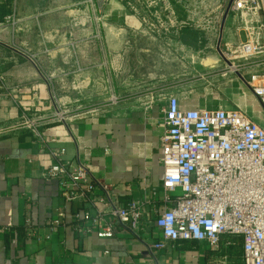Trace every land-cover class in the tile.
<instances>
[{"label": "crops", "instance_id": "0c3cea01", "mask_svg": "<svg viewBox=\"0 0 264 264\" xmlns=\"http://www.w3.org/2000/svg\"><path fill=\"white\" fill-rule=\"evenodd\" d=\"M7 4L13 18L0 20V126L15 124L22 113L50 117L57 105L66 107L68 118H50L40 127L41 136L64 147L72 164L84 161L95 176L110 181L122 202L140 199L146 206L137 237L121 230L107 239L94 232L79 235L67 223L52 230L48 222L56 211L69 214L79 205L63 199L57 179H44L53 162L49 148L42 149L30 130L14 129L0 136V264H243L240 237L227 234L219 249L195 240L152 249L162 238L149 217V202L162 180L159 139L168 97L176 96L185 108H240L260 121L261 105L245 82L219 88L221 94L208 88L203 95L186 93L178 76L189 68L193 46L178 33L146 34L145 20L117 0L105 5L101 18L94 6L88 5L83 19L81 8L73 10L78 17L71 35L60 9L74 6L71 1ZM239 24L237 15L227 13L221 27L229 48L246 38ZM70 39L72 50L66 47ZM167 40L184 55L165 48ZM254 71L264 74V66L245 71V79ZM92 106L102 108L76 114Z\"/></svg>", "mask_w": 264, "mask_h": 264}, {"label": "built area", "instance_id": "2783aa9c", "mask_svg": "<svg viewBox=\"0 0 264 264\" xmlns=\"http://www.w3.org/2000/svg\"><path fill=\"white\" fill-rule=\"evenodd\" d=\"M86 2L94 6L95 1ZM228 13L239 17L246 36L234 48L236 57L243 59L238 65H243L244 72L264 66V0H232ZM11 18L12 14L5 17ZM27 56L36 59L33 54ZM241 80L261 105L260 121L240 108H185L174 95L162 108V180L158 189L152 188L155 198L149 202V217L162 239L152 243V249L189 240L219 249L221 235L227 234L241 238L243 264H264V74L254 71L248 80L243 76ZM109 101L116 103L118 97L111 95ZM59 106L50 117L22 113L15 124L0 126V136L14 129H28L36 135L53 159L44 179H57L63 199L79 205L69 214L56 211L48 222L50 228L67 223L79 235L94 232L107 239L117 237L121 230L137 237L146 202H122L110 181L95 176L84 161L72 164L65 158L64 147H53L54 138L41 136L40 127L50 118H68Z\"/></svg>", "mask_w": 264, "mask_h": 264}, {"label": "rangeland", "instance_id": "374dc122", "mask_svg": "<svg viewBox=\"0 0 264 264\" xmlns=\"http://www.w3.org/2000/svg\"><path fill=\"white\" fill-rule=\"evenodd\" d=\"M73 2L69 5L68 2ZM94 8L97 12V18L102 17V12L105 5L110 0H94ZM124 5H130L135 10L136 16L144 19L145 33H156L162 37H169L178 33V29L183 26H190L195 29L201 30L204 35V43L202 52H195L197 48L192 47V58L189 59L187 64L189 68L186 71H181L179 81L186 83L183 89L187 93L192 91L196 94H204V89L208 88L215 92L219 88H231L236 81L240 82L241 76L245 78V73L241 69L243 59H239L234 52V48H229L224 43L223 35L224 28L222 26L223 17L227 9L229 0H117ZM67 2V3H66ZM65 5L63 8V21L65 33L71 35L73 33L72 25L73 19L78 17L73 15V10L81 8L80 18H85L87 14L88 3L86 0H64ZM77 5V6H76ZM138 6V7H137ZM76 12V11H75ZM229 15V14H228ZM84 27L82 26V29ZM222 31V32H221ZM221 33V34H220ZM84 35V34H83ZM87 39V38H85ZM71 40V39H70ZM169 44H165L176 55H184L181 48L167 40ZM174 43V42H173ZM219 43V44H218ZM73 41H67V49L72 50ZM231 53L228 56L225 54ZM180 57V56H179ZM203 58V60H202ZM250 93V90L247 89ZM221 94L220 91H217ZM65 110L64 106H59ZM92 107H85L80 109L81 112L88 110ZM67 109V108H66ZM79 111L76 112L78 114Z\"/></svg>", "mask_w": 264, "mask_h": 264}, {"label": "trees", "instance_id": "16d2710c", "mask_svg": "<svg viewBox=\"0 0 264 264\" xmlns=\"http://www.w3.org/2000/svg\"><path fill=\"white\" fill-rule=\"evenodd\" d=\"M127 4V2H126ZM125 4V5H126ZM133 12L135 10L127 5ZM138 7V6H137ZM11 13L10 5L7 3H0V20L5 18L7 15ZM178 36L183 42H187L193 47L199 49V47H203V43L205 41L203 32L201 30L195 29L193 27L183 26L178 29ZM241 240V238H240Z\"/></svg>", "mask_w": 264, "mask_h": 264}, {"label": "water", "instance_id": "95a60500", "mask_svg": "<svg viewBox=\"0 0 264 264\" xmlns=\"http://www.w3.org/2000/svg\"><path fill=\"white\" fill-rule=\"evenodd\" d=\"M231 2H232V0H229V3H228V5H227V9H226V11H225V14H224V18L226 17V15H227V13H228V11H229V8H230V4H231ZM224 18H223V22H224ZM223 22H222V24H223ZM221 34V33H220ZM219 44V43H218Z\"/></svg>", "mask_w": 264, "mask_h": 264}, {"label": "bare ground", "instance_id": "6f19581e", "mask_svg": "<svg viewBox=\"0 0 264 264\" xmlns=\"http://www.w3.org/2000/svg\"><path fill=\"white\" fill-rule=\"evenodd\" d=\"M111 28V27H110ZM112 29V28H111ZM117 29V28H116ZM112 32V31H111ZM6 34V33H5ZM7 42V41H6Z\"/></svg>", "mask_w": 264, "mask_h": 264}]
</instances>
